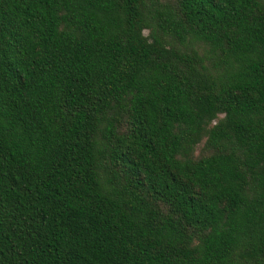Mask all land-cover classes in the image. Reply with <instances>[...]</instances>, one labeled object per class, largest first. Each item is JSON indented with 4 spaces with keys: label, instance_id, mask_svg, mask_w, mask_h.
<instances>
[{
    "label": "trees",
    "instance_id": "trees-1",
    "mask_svg": "<svg viewBox=\"0 0 264 264\" xmlns=\"http://www.w3.org/2000/svg\"><path fill=\"white\" fill-rule=\"evenodd\" d=\"M0 264H264V0H0Z\"/></svg>",
    "mask_w": 264,
    "mask_h": 264
},
{
    "label": "rangeland",
    "instance_id": "rangeland-1",
    "mask_svg": "<svg viewBox=\"0 0 264 264\" xmlns=\"http://www.w3.org/2000/svg\"><path fill=\"white\" fill-rule=\"evenodd\" d=\"M146 31L144 30V33H145Z\"/></svg>",
    "mask_w": 264,
    "mask_h": 264
}]
</instances>
